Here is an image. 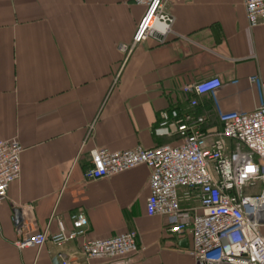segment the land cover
Wrapping results in <instances>:
<instances>
[{
  "label": "crops",
  "instance_id": "crops-1",
  "mask_svg": "<svg viewBox=\"0 0 264 264\" xmlns=\"http://www.w3.org/2000/svg\"><path fill=\"white\" fill-rule=\"evenodd\" d=\"M246 0H166L175 19L165 44L150 38L125 59L145 7L133 0H0V139L24 152L21 175L0 205V264H196L192 241L149 216L151 171L140 166L87 182L90 152L176 143L154 134L160 114L189 110V85L219 78L195 112H252L251 79L264 82V25L249 26ZM84 212L90 239L136 232L133 255L88 260L82 240L56 246L58 222ZM20 212L21 222L17 221ZM47 232L40 249L18 250V229Z\"/></svg>",
  "mask_w": 264,
  "mask_h": 264
},
{
  "label": "built area",
  "instance_id": "built-area-1",
  "mask_svg": "<svg viewBox=\"0 0 264 264\" xmlns=\"http://www.w3.org/2000/svg\"><path fill=\"white\" fill-rule=\"evenodd\" d=\"M145 7L132 42L121 44L125 59L134 49L152 38L165 44L175 19L166 11V0H133ZM251 28L264 25V0H246ZM152 25V26H151ZM258 104L252 112H223L212 116L195 112L200 97L215 98L223 87L217 77L189 85L193 94L189 110L172 108L161 112L154 130L158 137L175 138L176 143L145 149L112 152L94 149L85 180L110 178L146 166L151 171L149 216L166 220L169 234L190 238L189 255L196 264H264V82L251 79ZM24 148L17 140L0 139V205L8 199L11 185L20 178ZM73 229L59 221V233L51 238L58 247L82 240L88 260L124 258L139 251L136 232L108 239H90L84 212L71 216ZM15 247L40 250L48 241L47 232L18 229ZM62 264H70L59 253ZM101 264V263H96Z\"/></svg>",
  "mask_w": 264,
  "mask_h": 264
},
{
  "label": "water",
  "instance_id": "water-1",
  "mask_svg": "<svg viewBox=\"0 0 264 264\" xmlns=\"http://www.w3.org/2000/svg\"><path fill=\"white\" fill-rule=\"evenodd\" d=\"M21 215H22V214H21L20 212H18L17 215H16V216H17V221H18V222H19V221L21 222ZM54 264H59V262H58L57 260H55V261H54Z\"/></svg>",
  "mask_w": 264,
  "mask_h": 264
},
{
  "label": "rangeland",
  "instance_id": "rangeland-1",
  "mask_svg": "<svg viewBox=\"0 0 264 264\" xmlns=\"http://www.w3.org/2000/svg\"><path fill=\"white\" fill-rule=\"evenodd\" d=\"M262 230H263V233H264V228Z\"/></svg>",
  "mask_w": 264,
  "mask_h": 264
},
{
  "label": "bare ground",
  "instance_id": "bare-ground-1",
  "mask_svg": "<svg viewBox=\"0 0 264 264\" xmlns=\"http://www.w3.org/2000/svg\"><path fill=\"white\" fill-rule=\"evenodd\" d=\"M152 26V25H151Z\"/></svg>",
  "mask_w": 264,
  "mask_h": 264
}]
</instances>
